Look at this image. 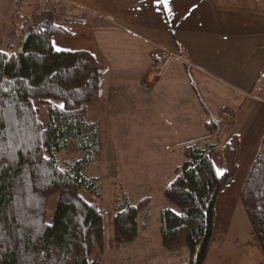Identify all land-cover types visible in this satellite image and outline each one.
I'll return each instance as SVG.
<instances>
[{"label": "trees", "instance_id": "trees-1", "mask_svg": "<svg viewBox=\"0 0 264 264\" xmlns=\"http://www.w3.org/2000/svg\"><path fill=\"white\" fill-rule=\"evenodd\" d=\"M19 17L20 38L29 29L23 50L0 51V264H102L105 215L99 181L86 169L100 155L99 127L87 116L103 98V70L87 52L54 49L53 37L68 34L64 19L48 10ZM204 127L214 132L210 123ZM215 145L206 139L184 146L183 163L163 190L160 245L171 253L187 249L182 264L204 263L218 199L237 174L238 137L221 149L220 176ZM69 146L80 155L61 166L59 154ZM239 200L264 264V136ZM148 209V199L131 205L123 198L111 218L114 250L137 240L139 214Z\"/></svg>", "mask_w": 264, "mask_h": 264}, {"label": "crops", "instance_id": "crops-1", "mask_svg": "<svg viewBox=\"0 0 264 264\" xmlns=\"http://www.w3.org/2000/svg\"><path fill=\"white\" fill-rule=\"evenodd\" d=\"M50 4L67 15L61 23L68 34L53 37V45L65 38L71 45L67 51L89 52L108 69L120 70L119 90L136 82L132 91L141 87L147 109L170 128L165 135L174 134V127L188 119L200 125L189 142L203 136L206 123L219 132L212 154L218 176L224 172L222 147L238 137L237 174L218 199L203 264L260 263L263 254L254 234L241 245L249 222L239 193L264 136V0H168L167 5L163 0H49ZM157 51L183 53L191 68L172 59L157 76ZM231 236L237 245L230 251Z\"/></svg>", "mask_w": 264, "mask_h": 264}, {"label": "rangeland", "instance_id": "rangeland-1", "mask_svg": "<svg viewBox=\"0 0 264 264\" xmlns=\"http://www.w3.org/2000/svg\"><path fill=\"white\" fill-rule=\"evenodd\" d=\"M48 1L0 0V51H16V45L22 38L19 36V15L23 13L32 14L39 10H48L56 17L66 19L64 9L47 5ZM99 35L101 37L103 34L99 32ZM70 46H67L65 38L56 40L53 45L55 50L61 51H67ZM157 52L159 54L161 51ZM98 65L103 70L100 81L105 96L90 107L87 117L99 127L100 155L88 165L86 173L97 178L100 186V202L105 215L102 264H182L189 258L187 249L171 253L164 251L160 245V212L163 207L168 206L163 199V190L175 179V169L183 163L180 152L182 145L199 143L206 139L214 142L219 132L214 129L216 133L208 134L205 131L199 139L189 142V137L199 131L200 125L197 122L190 123L191 119H188L181 120L184 123L178 128L174 127V134L165 135L170 128L163 125L159 117L149 110V106L147 109L146 96L143 95L141 87L138 88L139 91L133 92L132 84L136 85V82H129L127 89L119 90L116 82L121 81L120 75L123 73L120 70L108 69L105 63L99 62ZM155 67L153 66V70ZM189 78L193 85L192 78ZM39 118L45 125V110L40 112ZM178 129L183 133L178 132L179 138L176 136ZM168 150L171 154H168ZM79 155L74 146H69L59 154L60 165L63 166L66 161ZM124 197L131 205L148 199L149 209L139 214L137 240L116 251L112 244L111 218ZM52 205L53 199L48 202L47 222L52 216ZM248 228L249 233L244 236L242 247L247 245L248 236H253L250 225ZM236 245V240L231 236L228 250L231 251Z\"/></svg>", "mask_w": 264, "mask_h": 264}, {"label": "built area", "instance_id": "built-area-1", "mask_svg": "<svg viewBox=\"0 0 264 264\" xmlns=\"http://www.w3.org/2000/svg\"><path fill=\"white\" fill-rule=\"evenodd\" d=\"M56 9V8H54ZM157 58V64H155V68H154V73L158 76L161 74V72L163 71L164 67L174 58L179 59L180 61H182L183 65L187 68L190 69L191 68V64L188 61V58L185 56V54H179L176 55L172 52H166V51H161L159 54H157L156 56Z\"/></svg>", "mask_w": 264, "mask_h": 264}, {"label": "water", "instance_id": "water-1", "mask_svg": "<svg viewBox=\"0 0 264 264\" xmlns=\"http://www.w3.org/2000/svg\"><path fill=\"white\" fill-rule=\"evenodd\" d=\"M28 34H29V29H26L22 35L21 40H20V45L16 48L17 53H20L23 50V45L27 40Z\"/></svg>", "mask_w": 264, "mask_h": 264}, {"label": "snow or ice", "instance_id": "snow-or-ice-1", "mask_svg": "<svg viewBox=\"0 0 264 264\" xmlns=\"http://www.w3.org/2000/svg\"><path fill=\"white\" fill-rule=\"evenodd\" d=\"M163 2H164V4H165V5H167V3H168V0H163ZM168 10H169V11H171V9H170V8H169ZM218 174H222V173H219V172H218Z\"/></svg>", "mask_w": 264, "mask_h": 264}]
</instances>
